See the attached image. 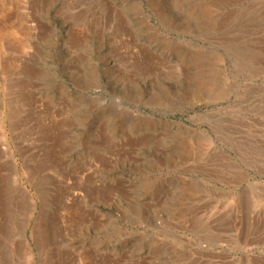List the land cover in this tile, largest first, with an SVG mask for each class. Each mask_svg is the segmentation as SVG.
<instances>
[{"label": "rangeland", "instance_id": "rangeland-1", "mask_svg": "<svg viewBox=\"0 0 264 264\" xmlns=\"http://www.w3.org/2000/svg\"><path fill=\"white\" fill-rule=\"evenodd\" d=\"M0 174V264H264V0H0Z\"/></svg>", "mask_w": 264, "mask_h": 264}, {"label": "bare ground", "instance_id": "bare-ground-1", "mask_svg": "<svg viewBox=\"0 0 264 264\" xmlns=\"http://www.w3.org/2000/svg\"><path fill=\"white\" fill-rule=\"evenodd\" d=\"M194 58V57H193ZM146 59V58H145ZM215 80V79H214ZM210 84H212L211 82H210ZM36 168V167H35ZM34 168V169H35ZM3 174V173H2ZM1 175V174H0ZM71 189V188H70ZM3 195V194H2ZM75 197H77V194L75 195ZM75 200V199H74ZM54 202V201H53ZM132 241V240H131ZM101 257V256H100ZM75 261V260H74ZM95 262V261H94ZM99 263V262H98Z\"/></svg>", "mask_w": 264, "mask_h": 264}]
</instances>
